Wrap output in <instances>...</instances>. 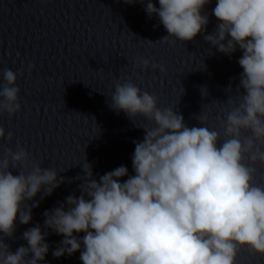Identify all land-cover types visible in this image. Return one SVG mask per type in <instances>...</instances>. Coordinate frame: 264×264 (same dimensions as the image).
<instances>
[{"label":"clouds","instance_id":"obj_1","mask_svg":"<svg viewBox=\"0 0 264 264\" xmlns=\"http://www.w3.org/2000/svg\"><path fill=\"white\" fill-rule=\"evenodd\" d=\"M158 3L157 8L147 0L145 11L149 17L157 15L169 33L163 40L191 41L206 30L209 17L202 12L210 0ZM213 14L216 30L204 39L226 55L237 46L243 52L238 98L228 99L231 107L219 128L207 126L205 113L197 117L202 126L189 127L183 115L173 107H158V98L131 79L115 83L110 107L134 121L142 117L149 122L140 126L143 140L134 141L135 174L122 165L97 182L91 165L83 164L87 181L81 196L70 195L67 208L44 213L45 227L63 236L52 252L55 258L80 251L82 264H237L245 247L264 256V184L256 180L257 165L264 166V0H217ZM136 63L145 70L151 64L166 71L146 58ZM34 67L29 65V71ZM3 79L0 114L13 116L21 111L17 74L4 69ZM5 136L0 127V139ZM7 139H13L12 132ZM10 169H19V175ZM123 177L128 178L121 181ZM63 182L55 168L43 169L19 144L15 150L4 149L0 264H39L45 259L49 244L39 224L23 233L28 246L14 253L4 237L13 236L17 218L25 225L31 221L26 201L42 189L51 195ZM81 232L82 238L74 235Z\"/></svg>","mask_w":264,"mask_h":264}]
</instances>
